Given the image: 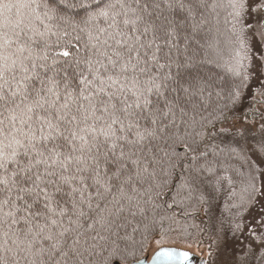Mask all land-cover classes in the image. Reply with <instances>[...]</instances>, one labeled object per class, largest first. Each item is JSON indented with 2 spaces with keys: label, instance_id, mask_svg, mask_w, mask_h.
Wrapping results in <instances>:
<instances>
[{
  "label": "snow or ice",
  "instance_id": "snow-or-ice-1",
  "mask_svg": "<svg viewBox=\"0 0 264 264\" xmlns=\"http://www.w3.org/2000/svg\"><path fill=\"white\" fill-rule=\"evenodd\" d=\"M77 6L85 13L79 20L69 12ZM219 6L0 0V264H93L131 218L147 217L157 170L183 167L169 142L183 140L191 160L198 159L213 83L186 53L206 13ZM228 7L238 19L245 0H229ZM61 25L87 39L73 65L58 68L57 56L69 53H56L49 36ZM238 95L237 89L233 100ZM250 188L264 191L255 175ZM109 255L129 258L118 245Z\"/></svg>",
  "mask_w": 264,
  "mask_h": 264
},
{
  "label": "trees",
  "instance_id": "trees-1",
  "mask_svg": "<svg viewBox=\"0 0 264 264\" xmlns=\"http://www.w3.org/2000/svg\"><path fill=\"white\" fill-rule=\"evenodd\" d=\"M66 2L87 5L91 0ZM215 2L220 6L206 13L207 22L197 34V43H193L186 53L194 58L195 71L213 83L211 98L206 101L207 108L201 113L206 128L203 139L197 138L199 142L194 155L198 159L191 160L193 153L186 148L183 140L169 142L168 152L173 154L174 159L182 161L183 167L171 169L166 164L163 170H157V177L151 183L147 197L151 201L146 205L147 217L131 218L127 226L119 230V238L113 236L114 243L101 256L96 257L93 264H129L132 262L131 254L140 260L159 247L175 244V241H184L183 245L188 249H203L209 254L211 264H214L216 258L224 254L220 246H225V242L228 244L229 241L227 238L234 239L241 232L242 217L253 204L256 195L250 188V176H256L258 187L260 172L248 145L253 146L257 142L259 146L264 142L260 144L261 141L256 139L260 134L241 136L224 129L225 124L240 117L250 118L252 114L250 109L245 114H238L240 101L250 79V63L246 50L242 48L244 40L238 20L234 19L231 15L233 10L228 7L229 0ZM69 12L75 20L85 14L84 9L78 6ZM54 31L58 35H50L49 40L55 52L69 53L67 57L57 56V67L73 65L78 53L83 52L86 35L68 25H61ZM179 47L180 53H184L182 39ZM173 52L176 54L175 49ZM241 59L243 68L237 64ZM233 68L240 75L235 74ZM71 70L68 67V71ZM237 89L239 95L233 100L232 93ZM160 155L163 156V153ZM190 168L197 171L190 172ZM192 176L196 177L194 181ZM148 187L146 184L145 188ZM153 244L157 248L151 250ZM117 245L122 254L129 256L127 262H122L119 256L109 255ZM262 257L264 248L250 264H264Z\"/></svg>",
  "mask_w": 264,
  "mask_h": 264
},
{
  "label": "rangeland",
  "instance_id": "rangeland-1",
  "mask_svg": "<svg viewBox=\"0 0 264 264\" xmlns=\"http://www.w3.org/2000/svg\"><path fill=\"white\" fill-rule=\"evenodd\" d=\"M245 4L246 7L237 20L244 40L242 48L246 50L249 56L250 79L245 95L240 101L238 114H245L249 109L252 114L250 118L240 117L225 124L224 129L231 134L236 133V135L241 136L260 134L261 136H257L256 139H259L261 144L264 142V11L262 10L264 9V0H245ZM238 35H240L239 31ZM257 145L256 142V145L253 143V146L249 144L248 147L254 163L260 170L258 189H261L264 188V153L260 152L261 145ZM253 200V204L242 217L241 232L234 239L227 238L228 244L225 242V246H220L224 250V254L219 255L214 264H242L243 261H248L250 264L257 253L264 248L261 246L264 243V191L256 192ZM175 242V244L162 247L188 250L205 260L206 264L207 261L208 264H211L209 254L207 255L203 249H188L184 247V241ZM155 246L156 244H153L151 250L157 248ZM159 248L147 256H152Z\"/></svg>",
  "mask_w": 264,
  "mask_h": 264
},
{
  "label": "water",
  "instance_id": "water-1",
  "mask_svg": "<svg viewBox=\"0 0 264 264\" xmlns=\"http://www.w3.org/2000/svg\"><path fill=\"white\" fill-rule=\"evenodd\" d=\"M161 251H167L173 253L172 256H159L157 253ZM188 253V258L185 259L180 253ZM138 264H206V261L198 257L197 255L191 253L188 250L179 249L175 247H161L156 250L152 256H145L140 260H137ZM114 264H120L118 262ZM129 264H133L130 262Z\"/></svg>",
  "mask_w": 264,
  "mask_h": 264
}]
</instances>
